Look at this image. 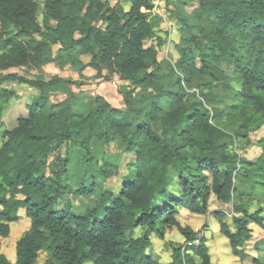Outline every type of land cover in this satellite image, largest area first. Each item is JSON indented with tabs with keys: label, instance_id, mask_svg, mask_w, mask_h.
I'll return each mask as SVG.
<instances>
[{
	"label": "trees",
	"instance_id": "obj_1",
	"mask_svg": "<svg viewBox=\"0 0 264 264\" xmlns=\"http://www.w3.org/2000/svg\"><path fill=\"white\" fill-rule=\"evenodd\" d=\"M196 1L191 13L171 11L181 25L180 57L172 63L159 59L161 37L147 44L156 38L154 0H128L129 9L108 0H0V71L50 63L74 72L91 67L98 78L117 75L130 87L123 92L125 109L95 95L82 114L70 92L73 79L0 75V264H37L41 253L43 264H213L206 237L181 224L179 208L205 214L212 196L229 203L236 195L243 215L233 217L235 230L226 222L220 228L232 252L248 257L249 219L264 224L261 209L248 208L264 182V150L252 161L238 148L250 146L251 133L264 126V0ZM10 81L38 91L28 115L11 129L2 122L18 97L4 88ZM59 93L66 97L53 100ZM112 143L135 154L136 170L122 177L118 192L102 188L93 205L80 209L75 201L98 189L96 176L118 173L91 147ZM76 154L85 158L77 189L70 166ZM90 168L96 176L88 184ZM20 209L30 226L12 263L1 239ZM138 227L146 231L135 237ZM170 228L185 244L169 242L171 260L162 262L151 254L152 235L164 238Z\"/></svg>",
	"mask_w": 264,
	"mask_h": 264
},
{
	"label": "rangeland",
	"instance_id": "obj_2",
	"mask_svg": "<svg viewBox=\"0 0 264 264\" xmlns=\"http://www.w3.org/2000/svg\"><path fill=\"white\" fill-rule=\"evenodd\" d=\"M112 4L121 1L122 5L129 9L130 3L128 0H108ZM155 8L153 14L158 17V24L156 27V38H153L147 42V44H157V37L163 39L164 44L159 49V59L163 62L170 61L174 63L180 54L176 48V44L180 40V24L177 20L171 16V11L174 9H182L188 12H192L199 6V1H193L189 4H184L182 0H154ZM41 18V16H40ZM42 21V20H41ZM12 30L11 33H14ZM10 33V34H11ZM58 46H55L57 50ZM82 60L88 62L90 60L89 55H83ZM9 72H17L19 74L27 75L30 78L41 76L49 80L52 76L58 74L65 78H70L76 82L72 84L70 88L71 94L74 96L75 110L82 114H87L90 110V101L95 95L104 96L112 105L116 107L126 108L124 102L123 92L129 90V82L121 79L119 76H114L110 80L104 78H98L96 76V69L87 67L81 72H74L69 66L59 68L56 64L50 63L40 68L34 66L13 68L7 71H0V75ZM4 88L16 90L18 97L12 99L11 102L5 107L2 122L7 128L14 127L20 116L28 115V105L32 102V97L37 94V90L31 87H22L18 82H5ZM1 95V91H0ZM66 97V94H55L52 99L60 100ZM162 106L164 110H168V100H162ZM264 138V126L251 133V145L246 149L238 148L242 157H246L252 161H255L263 152L264 148L261 144V139ZM2 138L0 136V146ZM92 151L95 152L96 158L101 159L100 163L104 160H108L118 167V173L114 176L104 180L100 175L96 176L93 171L95 168H90V176L88 177V184H91L92 173L99 183L98 189L90 196L82 195L75 201V205L80 209H85L94 204L97 196L102 188L118 192L121 188L122 177L130 171L136 170V156L134 153L126 152L123 150L121 144L112 143L109 146L101 149L92 145ZM88 156V155H87ZM86 156V157H87ZM82 155L74 156L71 163V173L75 174L73 180V187L80 188L82 179L80 175L84 172L85 158L81 159ZM99 163V164H100ZM93 178V179H95ZM93 184V183H92ZM102 186V187H101ZM238 195L229 203H224L212 196L209 204V211L205 214L192 213L186 207H180L178 220L183 226H190L199 232L200 236H205L209 247V253L213 264H264V224L259 225L256 222L250 221V228L253 230V237L247 241L244 245L245 251L248 257L245 260H241L236 256L230 247L228 239L221 233V223H228L233 230H235L233 217H242V213L236 211L235 203H238ZM247 197H242L245 201ZM64 201L58 204V207H62ZM250 213H254L260 210V217L264 218V182L258 185L256 190L252 191L250 202L248 205ZM217 211H223L226 215L222 218L217 216ZM20 218L17 221L11 222V232L8 237L1 239L2 252L8 257V259L14 263L17 259L16 254V242L20 236L29 228L30 219L26 216L25 210L20 209ZM146 228L138 227L134 230V236L137 237L144 234ZM153 247L151 254L154 258L160 259L162 262H169L171 260L172 249L168 245L169 242L177 245H184L185 238L177 228H170L164 238H160L156 233L152 235ZM46 259V254L41 253L37 264H43ZM86 264H91L90 262Z\"/></svg>",
	"mask_w": 264,
	"mask_h": 264
}]
</instances>
